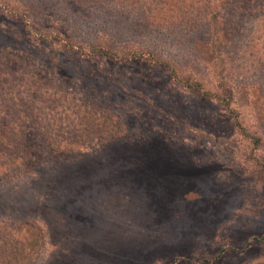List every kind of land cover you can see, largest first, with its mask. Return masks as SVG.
<instances>
[{
  "label": "rangeland",
  "instance_id": "374dc122",
  "mask_svg": "<svg viewBox=\"0 0 264 264\" xmlns=\"http://www.w3.org/2000/svg\"><path fill=\"white\" fill-rule=\"evenodd\" d=\"M0 29L9 83L57 96L44 115L96 95L123 131L0 175V264L12 239L20 264H264L259 247L214 259L264 236V0H0ZM88 44L123 63L84 59Z\"/></svg>",
  "mask_w": 264,
  "mask_h": 264
},
{
  "label": "trees",
  "instance_id": "16d2710c",
  "mask_svg": "<svg viewBox=\"0 0 264 264\" xmlns=\"http://www.w3.org/2000/svg\"><path fill=\"white\" fill-rule=\"evenodd\" d=\"M84 2H88L90 5L91 2L94 3L96 0H84ZM176 13L177 16L182 14L179 9H176ZM1 41L3 42L0 43V175L6 176L9 171L23 172V170H26L27 172L34 165H38V162L44 161V158L73 159L71 157L75 155L77 157L91 145L102 144L103 142L102 145H106L111 140L123 136V131L110 132L112 130L110 127L113 123L109 122L110 119L105 113L107 111V103L105 102L106 105L101 104L97 100L99 96L97 97L96 95H94L95 99H89L88 104L84 103V105H78L76 108L72 107L68 115L59 113L57 119L55 116L57 114L49 115L50 118L44 115L42 112L44 107H40L38 102L43 104V106L58 103L57 96L55 95V97L43 91L42 87L40 91L39 85H36L34 82L25 83L24 81H20L21 83L18 84L9 83L10 81L19 80L16 75L17 69L10 77L6 73L9 70L13 71L19 55L18 53L16 55L13 52L14 48L9 45L10 36L0 29ZM40 41L38 40V42ZM211 41L213 40L211 39L207 42L211 43ZM215 41L210 46L216 52H219L217 48L215 49ZM85 46L87 47L84 59L98 57L100 61H120L123 63V57H121L123 53H120L114 47H110L108 50L97 51V48L94 46L89 44ZM37 57L36 59H38ZM87 61L89 62V60ZM52 72L56 73V71ZM23 74L25 75L26 73ZM171 75L184 88L194 90L203 97L214 98L217 96L204 91L198 82H190L187 77L180 78L177 73H173L172 71ZM85 83L96 85L94 82L90 84L88 80ZM98 86L101 85L98 84ZM230 96L227 91L223 97H217L218 99L221 98L219 101L227 109L231 100ZM101 98L102 96H100ZM51 118L55 119L52 120ZM120 124H123V118L119 119V126ZM250 139L254 145H257L258 140L254 136L250 137ZM148 164L155 166L156 161H149ZM146 165L143 166L142 170L147 169ZM18 229L20 231L23 228ZM14 237L15 234H12V238ZM10 242L14 246L8 255H11V259L14 258L15 261L9 262V264L22 263L24 258L20 259V257L23 253H14L17 244H14V239L10 240ZM4 243L6 244L7 241L5 240ZM256 247L264 251L263 235L261 237H252L241 248H230L225 254H223V249L214 259L223 257V259L227 258L230 260L232 258L237 260L238 258L246 257ZM226 255H230L231 257Z\"/></svg>",
  "mask_w": 264,
  "mask_h": 264
}]
</instances>
